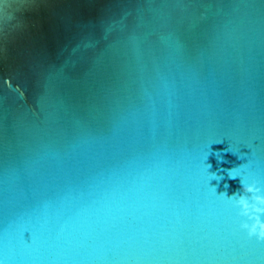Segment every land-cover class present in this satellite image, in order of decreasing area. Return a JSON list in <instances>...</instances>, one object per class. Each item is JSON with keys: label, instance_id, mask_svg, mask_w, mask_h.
Masks as SVG:
<instances>
[{"label": "water", "instance_id": "obj_1", "mask_svg": "<svg viewBox=\"0 0 264 264\" xmlns=\"http://www.w3.org/2000/svg\"><path fill=\"white\" fill-rule=\"evenodd\" d=\"M232 169L264 195V0H36L0 39V264H264Z\"/></svg>", "mask_w": 264, "mask_h": 264}, {"label": "clouds", "instance_id": "obj_2", "mask_svg": "<svg viewBox=\"0 0 264 264\" xmlns=\"http://www.w3.org/2000/svg\"><path fill=\"white\" fill-rule=\"evenodd\" d=\"M36 0H0V39L7 40L15 32H17L24 24V16L30 11ZM5 84L11 86V81L5 79ZM237 169L228 171V175L232 178L238 177L234 175ZM241 189L231 196L221 193V196L227 197L231 206L237 209V215L242 218L239 228L247 233L249 237H255L257 240L264 241V222L260 217L264 215V195L258 182L252 180L245 182L240 179ZM215 190V189H214ZM250 221L251 223H249Z\"/></svg>", "mask_w": 264, "mask_h": 264}, {"label": "snow or ice", "instance_id": "obj_3", "mask_svg": "<svg viewBox=\"0 0 264 264\" xmlns=\"http://www.w3.org/2000/svg\"><path fill=\"white\" fill-rule=\"evenodd\" d=\"M234 175H237L240 179H244L245 182H251L252 180H254V179H252L251 171L238 170L237 173H234ZM209 191L211 192L212 196L218 200L219 203L227 205L229 208L232 207L231 203L227 199V197H224V196H221V195H217L214 189L210 188ZM244 219L246 220V218H244ZM260 219H261V217H260ZM248 222L251 223L250 221H248ZM261 222H264V219H261Z\"/></svg>", "mask_w": 264, "mask_h": 264}]
</instances>
